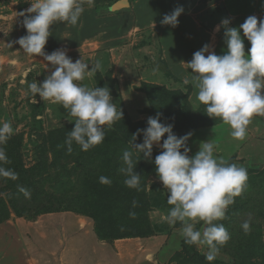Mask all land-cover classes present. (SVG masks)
I'll return each mask as SVG.
<instances>
[{
  "label": "rangeland",
  "instance_id": "374dc122",
  "mask_svg": "<svg viewBox=\"0 0 264 264\" xmlns=\"http://www.w3.org/2000/svg\"><path fill=\"white\" fill-rule=\"evenodd\" d=\"M125 1L129 4L123 6ZM132 1L138 0H91V5L83 0L85 11L76 26L59 22L52 26L44 51L64 49L73 62L82 57L88 64L98 61L101 70L80 83L109 87L117 109L123 111V119L107 130L103 143L88 151L73 143L69 154L66 145L59 146L74 128L75 118L61 104L42 101L28 88L31 82L42 83L52 66L14 43L27 35L20 14H27L31 2L0 0V124L9 123L13 129L2 145L6 154L2 166L15 173V178H0V225L14 223L12 236L22 238H17L19 246L36 257L33 264H101L93 258V245L101 246L103 253L108 250L105 264H116L121 261L115 248L119 240L139 246L142 240L155 241L161 264H264V116H254L246 138L239 141L232 138L228 125L205 113L204 105L198 109L190 104L188 86L175 80L146 92L142 71L149 63L157 67L158 30H118L117 22H111L112 16L131 10ZM158 112L162 123L174 125L177 136L192 133L189 156L211 139L218 158L247 169L246 188L218 221L231 238L212 262L205 259L206 247L186 249L179 222L167 223L171 206L154 163L140 154L136 167L140 191L126 187L118 171L132 134L146 128L148 118ZM161 151L154 144L153 161ZM100 176L110 178L111 184L100 183ZM133 211L135 218L129 215ZM245 221L251 227L247 234L241 227ZM29 224L38 227L29 229ZM195 228L202 230L203 222ZM3 236L0 242L10 241V235Z\"/></svg>",
  "mask_w": 264,
  "mask_h": 264
},
{
  "label": "clouds",
  "instance_id": "9594fccd",
  "mask_svg": "<svg viewBox=\"0 0 264 264\" xmlns=\"http://www.w3.org/2000/svg\"><path fill=\"white\" fill-rule=\"evenodd\" d=\"M30 2L27 14H20L24 16L23 26L27 35L14 43L30 56L43 57L53 70L42 83L31 82L28 88L42 101L61 104L69 116L75 118L74 128L67 134L64 145L59 147L66 145L71 154L75 143L82 151H88L104 142L107 130L123 119V111L117 109L109 87L89 88L80 83L101 70L98 61L88 64L82 57L73 62L64 49L51 54L44 51L53 25L58 22L72 26L78 24L85 11L83 0ZM88 3L91 5V0ZM183 12L182 6L177 7L165 14L160 23L177 27ZM220 27L224 29V54H216L210 45L205 44L186 64L194 74L192 79L197 89V100L205 106V113L228 125L233 139L243 141L252 118L264 116V19L249 16L239 27H233L230 19L224 18L216 31ZM245 38L251 44L247 52ZM161 116L159 112L154 117L150 116L147 127L132 134L130 147L120 157L118 171L124 177L126 187L140 191L141 175L136 171L140 154L143 159L154 163L156 174L168 193L167 203L171 206L165 217L167 223L174 226L179 222L184 242L190 246L206 247L205 259L212 262L231 238L225 226L218 221L225 218L229 206L235 203V197L241 196L246 188L247 169L218 158L216 145L211 139L202 142L200 150L189 156L191 149L187 141L192 133L177 136L173 131L174 125L162 123ZM12 134L11 124H0V178H15L13 170L2 166L6 161L2 145ZM141 135L143 142L136 143ZM154 144L163 151L153 161ZM99 182L111 184L106 176H100ZM19 190L28 194L23 187ZM132 207H137L135 200ZM129 215L135 218L136 213L133 211ZM200 222H203V228L197 230L195 225ZM241 227L247 234L251 230L250 221H245Z\"/></svg>",
  "mask_w": 264,
  "mask_h": 264
},
{
  "label": "crops",
  "instance_id": "0c3cea01",
  "mask_svg": "<svg viewBox=\"0 0 264 264\" xmlns=\"http://www.w3.org/2000/svg\"><path fill=\"white\" fill-rule=\"evenodd\" d=\"M181 6L184 8V12L179 17L177 27L173 28L160 23L165 14H169ZM130 8L131 10L125 13L112 16L111 22L113 24L115 21L117 22L118 30L122 28L127 31L133 28H157L159 39L158 63L164 64L167 71H170L173 76V78L168 77L167 72L158 68V63L156 68H153L149 63L150 66L142 71L144 81L158 86H169L176 80L188 86L190 88L188 100L194 108L198 109L203 105L197 100V89L192 79L194 74L186 63L191 61L193 54L205 44L210 45L216 54H224L226 51L224 29L220 27L219 31H216L217 26L221 25L224 18L230 19L233 27H239L249 16L264 19V0H138L132 1ZM121 22L124 24L123 27ZM241 35L243 37V32ZM244 42L247 52L251 44L246 38ZM185 80H188L189 83L185 84ZM12 223L0 225V235H6L5 239L9 238V235L11 237L10 241L1 240L0 242V264H33L36 262V257L27 252L26 249L22 250L19 246L18 242L19 240L22 241V238L12 236L14 235L13 231L17 229ZM27 227L32 229L38 226L29 224ZM130 240L133 239L126 241ZM119 241V244L115 243V248L121 261L116 264H161L158 260L159 255L156 256L160 251L154 250L156 248L155 241L142 240L140 246L136 242L126 245V242H122L125 240ZM118 245L121 246L118 247ZM93 248L95 250L90 249L95 253L93 258L101 264H105L108 250L103 253L101 246L93 245ZM78 258L81 257L78 256ZM75 262L78 263L79 261H74L73 264Z\"/></svg>",
  "mask_w": 264,
  "mask_h": 264
},
{
  "label": "trees",
  "instance_id": "16d2710c",
  "mask_svg": "<svg viewBox=\"0 0 264 264\" xmlns=\"http://www.w3.org/2000/svg\"><path fill=\"white\" fill-rule=\"evenodd\" d=\"M166 75L168 76V77H172L173 78V76H172V74L170 73V71H167V73H166ZM144 86H145V91L146 92H149V89H151V88H153V86H155L154 84H149V83H146V84H144ZM156 86H158V85H156ZM155 86V87H156ZM159 87V86H158ZM142 140H143V138H141V139H138V141L140 142V143H142ZM183 149H181V151H182ZM91 179H93V177H91ZM50 210H55V209H50ZM185 247H186V249L187 248H190L188 245H185Z\"/></svg>",
  "mask_w": 264,
  "mask_h": 264
},
{
  "label": "water",
  "instance_id": "95a60500",
  "mask_svg": "<svg viewBox=\"0 0 264 264\" xmlns=\"http://www.w3.org/2000/svg\"><path fill=\"white\" fill-rule=\"evenodd\" d=\"M129 3L127 1L123 2L122 5H128ZM158 68L161 69L163 72H167V67H165L164 64H162L161 62L158 63Z\"/></svg>",
  "mask_w": 264,
  "mask_h": 264
}]
</instances>
